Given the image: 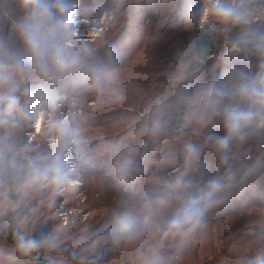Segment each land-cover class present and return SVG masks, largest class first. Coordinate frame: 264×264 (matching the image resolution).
I'll list each match as a JSON object with an SVG mask.
<instances>
[{
  "label": "rangeland",
  "instance_id": "obj_1",
  "mask_svg": "<svg viewBox=\"0 0 264 264\" xmlns=\"http://www.w3.org/2000/svg\"><path fill=\"white\" fill-rule=\"evenodd\" d=\"M129 1L122 0L123 6L118 10L100 4L93 14L84 9L89 0L67 2L64 16L56 20L57 24L64 23L57 34V41L67 59L64 68L59 67L51 56L46 58L42 67L34 59L26 41L22 53L28 60H19L13 55V44L18 33L23 35L18 25L28 14L9 6L6 7V18L0 17V154L12 158L10 161L6 158L9 166L5 172L0 168V231L7 226L14 228L16 234L26 241L24 246L28 250L34 249L28 244L33 226L40 222L51 224L54 236L46 248L54 255L57 264H65V254L55 255L60 246L63 248L67 244L81 247L84 264H188V259L192 263L195 259L199 262V256H203L201 262L211 261L218 255L215 234L218 241H223L219 238L222 228L219 225L196 223L182 238L172 240L167 234L156 238L151 231L141 230L138 226L132 231L122 230L120 226L121 217L134 216L132 210L137 207L130 204L128 197L119 195L118 186L110 184L109 179H113L117 172H109V163H101L111 154L108 131L112 130L111 125L120 122L116 135L130 133L131 136L132 128L138 126L143 117L129 124L124 121L122 115L134 108V101L126 97L130 90L126 89L128 83L141 78L153 80L154 75L164 68L165 61L148 54L149 51L163 46H179L182 39V34H167L169 30H163L158 36L151 35L147 38L145 51L132 61V65L108 71L112 66L121 65L131 53L126 51L120 57L110 54L109 59L107 55L100 59L102 49L114 40L115 11L125 17L126 14L122 13L125 8L126 11L132 10L130 5L128 7ZM170 1L175 4L176 0H157L148 8L167 13ZM21 2L25 4V0ZM181 4L190 14V20L186 22L190 31L218 36L221 42L224 36H228L229 48L222 47L215 57L219 64L213 71V81L228 90L231 76L245 83L264 74V50L251 54L252 51L245 49L251 43L256 47L260 35L264 36V0H198L193 3L183 0ZM222 7L237 9L241 19L222 18L218 14ZM54 11L61 13L56 8ZM135 18L131 15L130 21ZM248 36L250 40H247ZM96 55L97 60L93 61ZM30 59L34 65H29ZM87 59L90 62H86ZM79 63L81 66L92 64L95 73L80 69L83 66L79 68ZM52 65L57 67V76L50 70ZM222 65L229 68L222 69ZM184 67L181 64V68ZM175 75L171 81L179 84L191 82L197 88L202 86L198 85L195 76ZM62 85L67 87L66 91ZM235 93L246 102L244 105L251 109L254 105L252 113L257 115L254 121L260 120L264 129V118L258 117L259 112H263L264 103L246 94ZM197 94L200 93L197 91ZM209 96L211 98L207 100ZM203 97L199 103L193 104L196 108L205 101L217 107L225 104L207 89ZM153 105L159 104L154 102ZM100 119L107 121V125L99 126ZM59 121L69 123L70 135L60 133ZM4 122L12 127L4 128ZM138 136L147 137L146 134ZM56 160L61 163L59 173L49 168ZM136 205L150 211L155 203L137 200ZM24 208L32 218L20 214ZM137 216L142 215L138 213ZM135 254L139 255V261H134Z\"/></svg>",
  "mask_w": 264,
  "mask_h": 264
},
{
  "label": "trees",
  "instance_id": "obj_2",
  "mask_svg": "<svg viewBox=\"0 0 264 264\" xmlns=\"http://www.w3.org/2000/svg\"><path fill=\"white\" fill-rule=\"evenodd\" d=\"M21 1L0 0V17L6 18L5 14H8L6 7L9 6L16 8L17 12L25 11L29 15L31 6ZM154 1L157 0H130L128 7L130 5L132 10L126 11L125 8L122 12L128 18L121 17L119 11H115L116 22L112 30L114 40L106 49H102L100 59L106 55L109 59L110 54L120 57L127 52L131 53L124 58L121 65L112 66L108 71L132 65V61L134 62V59L145 51L147 38L151 35L163 34V30H169L167 34H182V39L179 46H163L149 51L148 54L158 56L165 61L164 70L154 75L153 80L141 78L128 83L126 89L130 90L127 91L126 97L134 101L132 104L134 108L128 114L125 112L122 115L124 121L129 124L138 117L143 119L138 126L132 128L131 136L130 133L116 135V128L120 122L110 126L112 130L115 129L114 132L108 131L112 146L111 154L109 159L104 157L101 163H109V172H115L119 161L125 158L133 161L130 175L120 180L116 173L113 179H109L110 184L118 186L119 195L128 197L130 204L137 207V210L132 212L134 217H137L139 229L151 231L156 238L166 234L170 240L174 237L182 238L196 223L222 227L219 238L223 241H218L216 234L215 239L210 238L215 240L218 255L211 261L206 259L201 262L203 256H199V262L195 259L192 263L188 259V264H264V129L260 120L255 122L253 119L239 133L229 136L226 113L232 109L253 112L254 105L252 109L249 105H244L246 102L243 103L242 97H238L235 93L244 94L241 90L244 82L238 77L231 76L232 73L230 74L232 83L228 90L213 81V71L219 64L215 57L222 47L229 48L230 43L226 39L228 36H224V41L221 42L218 36L199 30L190 31L186 25L190 20V14L187 9L182 8L183 0H176L175 4L170 1V5L167 3L170 6V11L167 13L163 10L157 11L153 7L148 8ZM194 1L198 0H188L190 3ZM89 2L90 5H84L88 14H93L99 9L100 4L104 8L112 6L114 10L123 6L122 0H89ZM129 15L136 16V21H130ZM62 16L63 13H56V20H60ZM259 39L256 47L251 43L246 45L245 49L252 51L251 54L262 52L264 36L260 35ZM247 40H250L249 36ZM24 41H26L25 37L18 33L13 44L15 51L13 55L18 56L22 61L28 60L22 53L27 44ZM96 58L97 55L93 61L97 60ZM86 62L90 60L87 59ZM34 64L31 61L29 65ZM81 64L77 66L80 68ZM181 64L185 67L181 68ZM82 66L80 69L84 68L85 72L93 71L92 64ZM228 68V65H222V69ZM50 70L57 76L56 66L52 65ZM140 70L143 71V66ZM179 73L189 78L195 76L198 85L202 86L197 88L191 82L179 84L171 81L176 77L175 74ZM62 87L66 91L67 87L65 85ZM206 89L225 104L217 107L205 101L196 108L193 104L199 103L204 98ZM210 98L211 96L207 100ZM154 102H158L159 105H153ZM262 107L263 112H259L258 117L264 118V105ZM106 122L101 120L97 124L106 126ZM2 126L7 129L12 127L6 122ZM139 134H146L147 137L139 138ZM226 136L229 137L228 144L226 147H221L219 138ZM124 138L127 140L125 141ZM190 144L198 149V155L191 160L186 154V146ZM6 158L10 161L11 156L0 154L2 172L9 166ZM181 176L186 181H190V185L179 191L170 189L169 183ZM213 180L221 181L224 187L212 198L211 203L201 205L202 215L180 229L170 228L169 222L178 214L189 196L199 194ZM164 195H168V200L162 205L159 197ZM137 200L155 205L149 211L141 205H136ZM138 213L142 216L138 217ZM20 214L32 218L26 208L21 209ZM30 231L28 244L30 243L34 249L28 250L24 246L26 241L16 234L14 228L7 226L0 231V264L6 261L7 264H57L54 255L46 248L54 236L53 226L40 222ZM59 248L55 256L65 254V264H84L81 247L67 244ZM29 250L34 251L30 253ZM138 256L134 255V261H139Z\"/></svg>",
  "mask_w": 264,
  "mask_h": 264
},
{
  "label": "clouds",
  "instance_id": "obj_3",
  "mask_svg": "<svg viewBox=\"0 0 264 264\" xmlns=\"http://www.w3.org/2000/svg\"><path fill=\"white\" fill-rule=\"evenodd\" d=\"M26 5L31 6L30 14L18 25L20 31L25 37L30 51L36 62L42 67L45 66V60L51 56L55 63L64 68L67 66V59L62 51L58 41L57 34L64 26V23H56V12L54 8L63 13L67 8V0H25ZM218 14L224 19H233L239 21L241 14L232 7H222L218 9ZM70 23V22H69ZM241 90L247 96L254 98L260 103H264V74L253 77L246 81ZM255 114L252 112H244L232 109L226 113V127L229 136L235 135L254 119ZM59 131L62 135H70L71 128L67 121L57 122ZM229 137L219 138L221 147H226ZM186 154L189 160L198 155V149L195 145L186 146ZM133 161L125 158L117 163V176L120 180L126 179L132 170ZM49 168L57 173L61 171V163L59 160L49 165ZM190 181H186L183 176L177 177L170 182L168 187L173 191H179L187 188ZM224 185L219 180L210 181L207 187L199 192V194L190 195L186 200L178 214L169 222L170 228L180 229L183 225L198 219L202 213L201 207L204 203H211L212 198L222 190ZM168 195L159 197V202L166 204ZM122 230L132 231L137 226V220L134 216L125 215L120 219Z\"/></svg>",
  "mask_w": 264,
  "mask_h": 264
},
{
  "label": "bare ground",
  "instance_id": "obj_4",
  "mask_svg": "<svg viewBox=\"0 0 264 264\" xmlns=\"http://www.w3.org/2000/svg\"><path fill=\"white\" fill-rule=\"evenodd\" d=\"M40 125L38 124L37 127H39Z\"/></svg>",
  "mask_w": 264,
  "mask_h": 264
}]
</instances>
